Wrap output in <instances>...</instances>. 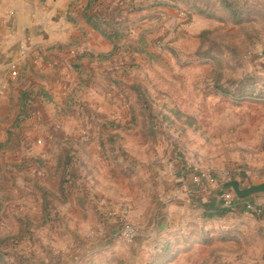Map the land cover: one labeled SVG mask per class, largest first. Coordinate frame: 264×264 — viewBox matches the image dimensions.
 <instances>
[{"label": "rangeland", "instance_id": "rangeland-1", "mask_svg": "<svg viewBox=\"0 0 264 264\" xmlns=\"http://www.w3.org/2000/svg\"><path fill=\"white\" fill-rule=\"evenodd\" d=\"M129 4L133 12L149 10L136 19V24L149 20V27L133 35L136 44L122 48L120 73L99 86V99L75 96L72 116L62 124L52 119V128L33 118L22 132L20 159L0 156V264H264V215L239 211L203 221L192 216L191 207L167 205L178 198L170 192L173 179L178 180L173 163L209 171L213 164L217 185L206 194L216 196L233 181L234 136L248 134L254 151L264 154V0H131L124 5ZM214 73L221 76L219 84ZM113 88L120 100L112 104ZM138 100L159 127L156 146L141 137ZM41 102L37 97L34 111ZM97 106H102L99 113ZM98 116L105 122L91 123ZM116 117L121 122L112 120ZM26 151L34 159L24 161ZM54 151L73 157L78 189L68 194L82 199L81 208L76 201V206L53 202L60 184L59 159L49 157ZM82 152H99L105 161L106 172L98 176L104 180L101 192L89 187L85 164L74 158ZM223 157L229 158L228 166H222ZM44 192L51 196L47 213L60 214L59 223L43 217ZM188 198L198 204L196 194L189 192ZM263 200L264 194L247 199L264 210ZM167 214L176 218L170 224H164ZM126 225L135 235L129 243L119 242L116 235ZM152 229L159 232L155 239Z\"/></svg>", "mask_w": 264, "mask_h": 264}, {"label": "crops", "instance_id": "crops-1", "mask_svg": "<svg viewBox=\"0 0 264 264\" xmlns=\"http://www.w3.org/2000/svg\"><path fill=\"white\" fill-rule=\"evenodd\" d=\"M89 1L0 0V115H2L0 116V144L6 142L8 140V132H12V127L18 115L20 93L25 88L32 86L40 90L39 95L45 97L44 100L38 96V99H42L40 107H38L39 104L38 106L36 104L35 111L33 108V114L24 123L22 130L17 133V140H15L18 144L17 149L12 150L13 146L10 145V142L8 147L0 151V156L9 158L13 162L20 159L23 146L22 132L27 122L34 118L39 120V123L44 128L53 127L52 119L56 123L62 124L65 118L72 116V110L74 109L70 102L72 98L88 93L91 97L99 99V86L101 84L104 86L105 81L108 82L113 75L120 73L117 64L122 59L117 56L109 59L113 53L112 43L100 33L94 31L84 19V12ZM128 2H131V0H125L124 4ZM124 4L120 0H101L96 11L99 18L122 25L125 34L121 45L122 48L130 44H136V41L139 40L133 38V35H136L140 28L149 27V25H145L149 21L146 19H143L145 24H136V19L148 14L149 10L133 12L131 11L133 4L127 6ZM21 49H24L29 54L38 49H46L47 58L43 61V69L40 71L37 69V67H41L40 63L34 65L31 61H26V64L21 66L20 76L22 80L13 81L9 79L8 67L20 58ZM132 53L134 52L131 50V53L129 52L126 57H129ZM112 90L110 99L113 104L118 102L119 92L116 91V88ZM36 99L37 97H35V101ZM91 106L90 104V108ZM40 108L46 110L44 115H41ZM100 110H102V106L94 108V112L97 111L99 113ZM83 111L87 112L86 107H84ZM105 120V116H98L91 123L100 121L99 125H101ZM112 120L121 122V119L117 117ZM244 123V119H242L240 124ZM95 124L98 126L97 123ZM55 132L58 131L55 130ZM58 136L60 135L55 137ZM56 139L58 140L59 138ZM251 139V136L243 133L240 136H234V141L230 142V177L232 178L231 180L239 182L242 188L248 184L258 185L264 183V154L254 151ZM26 140L30 142L29 146H32L31 142H34V139L29 136ZM38 143L40 146L43 144L42 141ZM49 143L52 144L51 141ZM56 143L60 144L61 142L56 141ZM44 144H48V141H44ZM50 144L48 145L50 146ZM62 154V151H59V153L54 151L49 157L51 159H59ZM98 154L102 156L99 152H82L81 155L78 154L74 158L81 159L85 164V175L87 177L90 176L91 179L89 187H94L98 192H101V184L104 180L100 181L98 176L103 177L107 167L104 166V159H101L102 157L98 158ZM23 157L24 161L27 158L28 160L34 159L32 152L29 153L27 151ZM228 160L229 158L223 157L222 166H228L226 164ZM96 162H98L97 166ZM173 165L174 163L172 167ZM177 165L181 166L178 162ZM210 165L212 167L211 171H215V166L211 163ZM242 169L244 170L242 171ZM163 170L168 172L166 167H163ZM248 170L256 173L246 172ZM188 177L181 167V172L177 176L178 180L173 179L174 183L172 182L173 184L170 188V192L178 196V198L168 201L167 205L169 207H191L194 213L192 216H204V206L209 204L214 198V194L208 195L206 192L194 193L191 189V182L189 187L186 185V181L189 180ZM171 181L170 178L168 183H171ZM188 191L196 194L198 204H195L190 198L188 200L185 199L189 193ZM99 195L101 193L97 196ZM55 196L59 198L54 197L53 202H59L58 204H73L76 206L75 203H78L75 199H63L60 193ZM251 202L255 203L254 201ZM53 214H50V219L54 217L56 220L53 218V222L59 223L61 215L54 216ZM171 219L176 218H172L168 214L166 218L163 216V220H166L164 224H170ZM149 231H151L150 237L152 239L159 235L158 229Z\"/></svg>", "mask_w": 264, "mask_h": 264}, {"label": "trees", "instance_id": "trees-1", "mask_svg": "<svg viewBox=\"0 0 264 264\" xmlns=\"http://www.w3.org/2000/svg\"><path fill=\"white\" fill-rule=\"evenodd\" d=\"M100 3L101 0H90L84 12V19L94 31L100 33L103 37H105L107 40H109L112 43L113 53L109 59H112L115 56L117 57L122 56L123 49L121 45L125 37V34L123 32L124 29L120 23L109 22L97 16L96 11H97V7L99 8ZM21 71L22 69H20V73ZM214 75L216 76L215 79V82H217L216 84H219V82L221 81V76L219 75V73H214ZM20 80L22 79L21 76L19 75L17 81ZM221 89L224 88H220L219 90ZM225 90L226 89H224V91ZM39 94H40V90H37L32 86L25 88L20 93L18 99V115L12 127V132H8V138H7L8 140L0 144V151L8 147L10 142H11L10 145L13 146L12 150L17 149L18 144L15 141L17 140L16 138L17 133H19L22 130L24 123L33 114V105L35 103V97L40 96L43 99L45 98L43 95H39ZM248 95L249 97H251L255 94L251 93ZM137 104L142 114V121H141L142 139L146 145L155 146L158 144V140L160 136V131L158 130L159 127L154 120L153 114L145 107L143 108L142 101L138 100ZM130 113L132 114L131 121H132V125L134 126L137 120L135 116V110L133 107L130 108ZM57 169L60 174L59 193L63 199L68 200L71 198V196H73L68 193L71 192L72 190L78 189L77 181H79L77 172L74 168L73 157L70 152L67 151L63 152V154L59 158ZM219 195L220 194H218V196ZM216 196L215 195L213 196L214 198L209 202V204H205L204 216H199L202 218L205 217L204 219H202L203 221L221 220L226 218L228 214H230L229 212H221L219 208L220 201H217ZM41 200H42V206L45 211L43 217L48 218L50 216V212L48 214L47 210L48 208H50L49 201L51 200V196L47 192H44L41 196ZM76 201L82 202V199L79 196H77Z\"/></svg>", "mask_w": 264, "mask_h": 264}, {"label": "built area", "instance_id": "built-area-1", "mask_svg": "<svg viewBox=\"0 0 264 264\" xmlns=\"http://www.w3.org/2000/svg\"><path fill=\"white\" fill-rule=\"evenodd\" d=\"M158 50H162L160 45L157 46ZM47 58V50L46 49H38L32 54H29L24 51V49L20 50V58L17 62L13 63L8 68V76L11 80H17L18 75H20L21 66L26 64V61H31L34 65L36 63H40L41 67H37L40 71L43 69V61ZM1 78V76H0ZM89 142V141H88ZM182 171L189 176L191 182V189L194 193L199 192H208L212 190L211 188L217 185V178L215 175L209 170H203L191 163L181 164V166L174 163L173 171L175 176L177 177L179 173ZM218 194H220L218 196ZM217 201H220V210L221 212H239L245 211L257 217H261L264 215V210L261 206H258L255 203L247 201V199H238L235 194L229 189H223L222 186L220 188V192L216 193ZM135 235V229L133 226L126 225L123 230L116 235L117 240L124 243H129L132 241Z\"/></svg>", "mask_w": 264, "mask_h": 264}, {"label": "water", "instance_id": "water-1", "mask_svg": "<svg viewBox=\"0 0 264 264\" xmlns=\"http://www.w3.org/2000/svg\"><path fill=\"white\" fill-rule=\"evenodd\" d=\"M223 189L231 190L238 199H248L255 195L264 194V183L258 185H251L247 188H242L239 182L229 181L222 185Z\"/></svg>", "mask_w": 264, "mask_h": 264}]
</instances>
